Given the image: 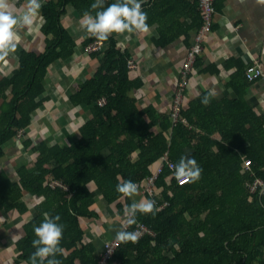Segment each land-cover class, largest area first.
I'll use <instances>...</instances> for the list:
<instances>
[{
    "label": "trees",
    "instance_id": "trees-1",
    "mask_svg": "<svg viewBox=\"0 0 264 264\" xmlns=\"http://www.w3.org/2000/svg\"><path fill=\"white\" fill-rule=\"evenodd\" d=\"M94 2L49 0L42 5L46 52H22L13 76L0 81V157L4 145L20 130L33 128L35 114L44 112L47 98L38 99L47 91L51 67L73 59L76 44L61 20L66 4L72 3L83 14ZM108 4L111 1L105 0V7ZM96 40L89 34L83 45ZM105 44L104 51L92 56L101 61L97 72L69 97L73 108L90 112L86 123L73 127L70 143L57 138L53 144L48 139L24 142L35 161L33 168L23 163L16 176L22 189L36 197L39 214L26 227L19 258L29 261L35 251L33 228L47 212L59 215L64 225L61 247L65 251L56 259L61 264L77 260L97 264L100 256L80 222L81 217L100 215L96 198L116 203L124 215L132 201L116 191L118 178L142 183L156 172L166 152L176 164L190 148L188 157L202 168L200 179L178 184L174 171L166 166L155 181V197L146 194L158 211L135 217L155 234L137 243L121 242L111 264H264V192H251L247 185L256 177L264 179V115L256 114L243 96L239 105L232 103L220 112L214 104H196V111H182L188 123L173 124L170 115L159 118L151 107L141 110L128 96L130 90L142 87L141 80L129 78V56L112 34ZM103 98L105 106L98 104ZM215 134L221 140H215ZM245 159L251 160L250 170L244 168ZM52 181L64 186H53ZM164 202L168 203L160 209ZM135 224L127 231H134Z\"/></svg>",
    "mask_w": 264,
    "mask_h": 264
},
{
    "label": "crops",
    "instance_id": "crops-1",
    "mask_svg": "<svg viewBox=\"0 0 264 264\" xmlns=\"http://www.w3.org/2000/svg\"><path fill=\"white\" fill-rule=\"evenodd\" d=\"M47 1L41 0L42 5ZM214 1L213 32L205 40L204 50L188 76L180 115L182 111H196L195 105L202 104L203 97L210 91L215 94L207 106L214 104L217 112L231 107L232 103L238 104L243 96L256 114L264 115V75L252 82L245 75L247 68L256 63L262 65L264 74V0ZM10 3L16 15L22 14L26 0H10ZM64 9L62 26L76 44L73 59L58 61L51 67L47 91L38 99L47 98L44 112L35 114L33 128L26 132L20 130L24 133H18L4 145V155L0 157V264H28V261L19 258V244L27 235L28 223L39 214L36 197L22 189L16 176L23 163L33 168L31 165L35 161L24 144L25 140L33 138L39 143L48 139L53 144L57 138L69 144V136L74 134L73 127L86 123L90 116L87 108H73L69 97L85 79L97 72L101 61L92 57L95 53L87 51L91 43L83 45L89 38V33L80 25L83 14L72 3L66 4ZM142 11L147 13L149 32L112 33L119 42V48L129 56L128 63L134 62V68L128 66L130 80L142 81V87L130 90L128 96L135 98L141 110L151 107L159 118L170 115L173 124L188 123L185 116L182 117L187 122L173 121V98L182 79L188 48L200 27L198 0H143ZM45 21L41 8L30 31L27 28L18 30L20 42L16 52L0 60V81L13 76L22 52H46L47 39L42 32ZM64 65L65 70L62 71ZM55 74L59 76L53 80ZM7 95L10 101V91ZM2 103L0 100V106ZM155 131L159 132L160 127L157 126ZM213 138L221 140L220 134H215ZM191 153L192 149L187 148L185 156ZM130 199L139 202L148 198L140 189ZM122 202L125 203L124 197ZM95 207L100 215L81 217L80 222L87 241L96 249L95 255L100 256L105 244L115 239L117 231L122 230L126 219L119 213L116 203L109 204L102 196L96 198ZM75 264L81 263L77 260Z\"/></svg>",
    "mask_w": 264,
    "mask_h": 264
},
{
    "label": "clouds",
    "instance_id": "clouds-1",
    "mask_svg": "<svg viewBox=\"0 0 264 264\" xmlns=\"http://www.w3.org/2000/svg\"><path fill=\"white\" fill-rule=\"evenodd\" d=\"M143 0H115L105 7V0H95L91 4L90 10H86L80 22L81 28L86 30L98 41H106L112 33H132L134 31L147 33V13L142 11ZM42 8L41 0H26L23 12L16 15L10 0H0V60L5 59L11 53L16 52L19 42L20 28L32 29L34 22L39 16ZM95 13L94 15L92 13ZM214 91H210L201 101L205 106L214 96ZM175 178L183 183H195L202 174V168L198 165L195 158L182 156L178 163L171 165ZM116 186V191L125 197H132L138 192L137 183L132 180H121ZM155 201L141 199L139 202L133 201L124 209L126 225L131 226L136 223V215L155 214ZM43 221L39 226H34L35 239L32 247L35 251L29 257L28 264H61L56 259L57 256L64 254L61 247L64 225L59 223V215L51 216L43 213ZM141 238L139 231L120 230L116 233V239L121 242L137 243Z\"/></svg>",
    "mask_w": 264,
    "mask_h": 264
},
{
    "label": "built area",
    "instance_id": "built-area-1",
    "mask_svg": "<svg viewBox=\"0 0 264 264\" xmlns=\"http://www.w3.org/2000/svg\"><path fill=\"white\" fill-rule=\"evenodd\" d=\"M198 9H200L201 13V23L200 27H198L196 33L194 34L192 44L188 48L187 51V58L183 64L182 68V79L180 81L177 93L173 98V112H172V119L173 121H182L187 122L185 117H181L180 109L182 104V95L185 91L187 79L190 73L194 69V65L196 64L198 58H200L203 50L205 40L212 34L213 27H214V18L216 13L215 1L214 0H198ZM106 48L105 41H94L93 43L87 46V51L90 53L102 52ZM130 68H134V62L130 61L128 63ZM246 78L249 81H256L263 77V67L260 63H256L247 68L245 72ZM106 99L101 100L100 105L104 106L106 103ZM24 131H20L19 135L23 134ZM171 165H175L173 161L168 158V153L166 152L165 155L162 157V160L156 170V172L148 176L146 180L142 183H137L138 189H142L143 193L149 194L153 197L156 195L155 189V181L160 173H162L166 166H168L171 170L173 168ZM244 168L247 170L251 169V160L245 159L244 161ZM177 180V179H176ZM178 184L182 183L178 181ZM185 184V183H183ZM53 186H64L61 181H52ZM248 187L250 188L251 192L262 191L264 192V179L261 177H256L251 182H249ZM168 202H164L159 204V208L162 209ZM126 219V218H125ZM134 231H139L141 233V238L146 235H154L155 233L145 224L144 222H136ZM129 226L126 225V220L123 224L122 229L128 230ZM140 238V239H141ZM121 245V241L117 240L116 238L113 240L108 241L105 244L104 250L100 254V258H98L97 264H111V260L114 258L117 250Z\"/></svg>",
    "mask_w": 264,
    "mask_h": 264
},
{
    "label": "rangeland",
    "instance_id": "rangeland-1",
    "mask_svg": "<svg viewBox=\"0 0 264 264\" xmlns=\"http://www.w3.org/2000/svg\"><path fill=\"white\" fill-rule=\"evenodd\" d=\"M61 132H62V130H61Z\"/></svg>",
    "mask_w": 264,
    "mask_h": 264
}]
</instances>
